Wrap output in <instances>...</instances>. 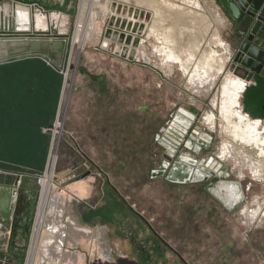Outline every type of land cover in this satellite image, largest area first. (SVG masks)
I'll return each mask as SVG.
<instances>
[{
  "label": "rangeland",
  "instance_id": "obj_1",
  "mask_svg": "<svg viewBox=\"0 0 264 264\" xmlns=\"http://www.w3.org/2000/svg\"><path fill=\"white\" fill-rule=\"evenodd\" d=\"M43 1L24 4L44 8L50 16V28L43 37L48 40L33 39L21 46V53L47 44L46 52L57 65L65 59L66 68L61 72L39 56L0 62V176L47 177L56 159L53 193H64L66 200L61 204L66 216L70 200L83 199L80 212L87 209L91 222L107 227L109 248L120 264H185L183 260L188 264H264V220H258L264 216V182H256L247 170L240 179L232 160L214 161L226 138L221 133L219 105L225 77L232 73L243 78L236 62L241 46L238 32L219 1L196 0L231 52L224 73L209 92L194 91L178 65L170 72L161 68L153 36L147 37L144 47L149 59L135 61L130 35L137 33L133 45L138 46L140 35L146 34L143 21L151 24L153 20V11L138 0H91V15L83 18L82 0H53L46 6ZM92 17L96 29L82 42ZM182 18L190 31L183 42L189 44L196 36L193 23L190 17ZM79 23L85 28L81 26L74 44ZM17 40V46L26 41ZM0 47V60L20 53L8 50L11 46L6 42ZM21 66L28 68L21 71ZM212 109L218 115L217 131L205 123ZM54 125L59 128H51ZM99 168L170 247L125 204ZM224 181L240 187L236 192L237 197L241 192V201L237 198L239 203L232 208L212 194L215 185ZM29 192L34 201L27 214L29 232L15 240L16 246L10 239L4 264H27L31 258L32 224L41 191ZM249 208L260 210L254 220ZM78 210L79 206L77 215ZM7 233L11 236V230ZM75 236L65 246L68 258L58 264H86L85 252L103 255L96 235ZM103 262L99 264H109Z\"/></svg>",
  "mask_w": 264,
  "mask_h": 264
},
{
  "label": "bare ground",
  "instance_id": "obj_2",
  "mask_svg": "<svg viewBox=\"0 0 264 264\" xmlns=\"http://www.w3.org/2000/svg\"><path fill=\"white\" fill-rule=\"evenodd\" d=\"M96 2L95 4L98 3ZM138 2L148 10L153 11V20L151 24L143 21L146 24V34L143 33L144 35H140L141 41L139 45L137 44L138 46L133 45L135 39H138L137 33L130 35L133 37L131 38L132 42L129 48L131 51L134 49L132 51L135 53H133L134 56L136 55L139 60L141 58H145L146 60L149 59L144 47H146L145 42L147 37L153 36L158 43L154 45V50L160 59L159 66L166 70V72L167 70L170 72L174 69V65H178L183 73L189 76L187 79H189V85L194 91L209 92L211 86L216 84L219 76L224 73L226 63L229 60L228 56L231 52L229 46L222 39L219 32H217L216 27L215 29L214 27L213 29L211 28L212 26L207 15L201 12L203 8L200 4L197 3L196 0H186L185 5L191 7L188 8L185 5H176L177 3L170 0H157L156 2L152 0H138ZM91 5V0H82L80 10L81 17L83 15H91V9H89ZM182 15L186 18L190 17V22L193 23L192 27L196 35L195 39L189 44L183 42V37L190 31L189 28L183 25ZM93 17H95L94 14ZM93 17L91 23H88L89 34L87 33L86 35L82 33V42H84L87 37L91 38V35L93 36L92 32L96 29V24L94 23L95 19H93ZM24 18L26 19L24 22L26 26L23 27V30L46 32L50 28V17H47L44 13L37 12L34 15L31 14L30 11L26 12V14L18 11L17 14H15V18H13V22H15L17 26ZM81 26L82 25L79 23L75 39H73L74 44L78 41L80 29L83 27ZM187 30L188 32H186ZM147 31L150 33L147 34ZM145 35L146 37H144ZM189 36L190 35H188V37ZM17 39L20 38L3 41L8 43L11 47H16L18 42ZM66 45L67 42L64 45L63 51H65ZM221 50L224 51L220 53L219 51ZM48 56L53 63H56L53 57L49 54ZM5 60L6 58L1 59L0 62H5ZM246 80L240 76H233L232 73H228L225 77L223 93L221 99H219V105L221 104V133H223L222 136L226 138H224L225 143L223 147L220 148L218 158L224 162L227 160L234 161V165L238 166L237 170L240 179L245 176L247 170L256 182L262 183L264 182V121L262 119L256 120V118L242 111V99L249 83V81L247 80V82ZM216 106L217 102L215 100L214 107L216 108ZM217 120L218 115L214 109L206 114L205 123L208 124L209 127L214 128V126H216L217 128ZM55 128L58 129L59 127L56 125ZM180 129L182 132L184 131V127L181 124ZM214 161L218 162L215 158ZM55 166L56 159L52 161L47 177H41V199L34 225V239L29 251L31 258L28 259L27 264H34V262L38 264L39 260H41L43 264H58L62 261L63 256H68L65 247L66 244L68 245L70 240L75 241V235L80 234L88 237L91 236L92 233H96V237H99L98 239L102 242L101 245L103 244L105 250L108 251V246L105 243L107 236L105 228L94 229L91 225H82L79 223L76 216L74 217L70 214L66 216L64 207L61 204V202L66 200L64 193H53L51 175L54 173ZM216 185H221V193L219 195L212 191L214 197L221 199L226 206L231 208L234 204L237 205L239 203L236 201V199L241 196L240 192V196L237 197L236 187L240 189L238 185L226 181L219 182ZM237 200L241 201L240 198ZM259 206L262 205L260 204ZM259 211L260 210H255L251 213L252 215L250 217L252 220L259 215ZM247 214L250 215L249 212H247Z\"/></svg>",
  "mask_w": 264,
  "mask_h": 264
},
{
  "label": "water",
  "instance_id": "obj_3",
  "mask_svg": "<svg viewBox=\"0 0 264 264\" xmlns=\"http://www.w3.org/2000/svg\"><path fill=\"white\" fill-rule=\"evenodd\" d=\"M218 1L223 10L236 25L241 24L243 19H245L244 28H246L247 31L249 30L247 39L242 43L240 49L238 50L236 62L246 69L249 78L248 80H250L254 74H259L264 77V0ZM7 21H9L10 24L9 27ZM14 23L13 16L10 19H6L4 13H0V35L6 36V38L2 39L8 40L20 38L26 40L24 45L20 44L19 46L16 45V47L8 48V50L15 48V50L20 51V53L6 57V61L17 60V58L19 59L26 56H39L46 62L52 63L58 70L63 72L64 68H66L65 59L60 65L53 63L46 52L47 49L45 48V45H36L35 47H32L33 50L28 48V51L21 53V46L26 47L33 39L48 40L47 38H43V36H46L48 32L23 30L18 27L17 29L14 28ZM67 49L68 41L65 51H67ZM82 70L85 72L87 71L83 68ZM87 74H89L88 71ZM54 127L55 125L51 126V128ZM67 134L71 136L69 133ZM76 146L77 149L81 151L77 144ZM99 171L105 174L107 182L110 184L111 182L108 175L100 168ZM12 178L14 180L12 186L0 185V217L1 220H8L13 218V216H18L21 217L22 222H24L26 219L25 214L29 211V205H34V201L29 190L39 191L41 187L38 183L37 175L22 174L21 176L16 175ZM123 199L126 201L125 198ZM126 203L129 205L127 201ZM129 206L131 209H134L133 206ZM76 218L80 220L82 225H85L80 212Z\"/></svg>",
  "mask_w": 264,
  "mask_h": 264
},
{
  "label": "flooded vegetation",
  "instance_id": "obj_4",
  "mask_svg": "<svg viewBox=\"0 0 264 264\" xmlns=\"http://www.w3.org/2000/svg\"><path fill=\"white\" fill-rule=\"evenodd\" d=\"M41 1H43V0H41ZM53 0H47V1H43V3L45 4L46 3V5H47V3H51ZM42 10L41 11H39L40 13L42 12V13H45V10H44V8H41ZM59 15L58 16H60V17H62L63 15L62 14H60V13H58ZM244 26H245V19H243V21H242V23L241 24H239V25H236L235 24V22L233 21V27L235 28V30H236V32H241V31H243L244 29ZM0 40L2 39V38H4L5 36L4 35H0ZM237 53H238V51H237ZM237 57V56H236ZM139 59H138V57L135 55V61H138ZM146 60V59H145ZM181 122H185L184 121V119H182V120H180ZM182 124V123H181ZM183 125V124H182ZM183 127H184V125H183ZM209 128H211V127H209ZM213 131H217V128H216V126H214V128H211ZM182 132V131H181ZM218 162H220V163H222V161H221V159L220 158H215ZM223 163H224V161H223ZM226 163V162H225ZM103 175H105L104 173H102ZM13 176H15V175H12V177ZM106 177V176H105ZM10 180L8 181V182H6V183H1L0 182V185H4V186H12V184H13V182H14V180H13V178H9ZM114 190H115V192L119 195L120 193H118L119 191L116 189V187H114V185L113 184H109ZM231 185V184H230ZM212 191H214L215 193H217V194H219L220 195V193H221V185H216L213 189H212ZM120 196V195H119ZM121 197V196H120ZM122 198V197H121ZM228 198V197H227ZM123 199V198H122ZM123 201L125 202V204L128 206V207H130L129 205H130V203H129V205L126 203V201L123 199ZM227 201V200H226ZM75 203H77V204H75ZM80 203H78L77 201H75V200H70V205H71V209H70V215H72V216H77L76 215V213H75V208L76 209H78V206H79V210H78V212H80L81 211V206L82 205H79ZM39 205V204H38ZM29 207H30V205H29ZM131 208V207H130ZM84 209V210H83ZM82 210V213H81V215H82V218H83V220L85 221V222H87V223H89V224H86V225H90V224H93V225H91V227H93L94 229H96V228H102L101 227V224H103V223H101V222H98V221H95V222H91L90 220H89V213L90 212H88V210L87 209H85V208H83ZM132 211L134 212V213H136L137 215H139L148 225H149V223L147 222V220H146V218L143 216V215H141L138 211H136L135 209H132ZM29 213V211L25 214V216H26V219H25V221L24 222H22V220H21V217H18V216H16V217H14L13 216V218H10V219H8V220H1V217H0V234H2V238H4L3 240H1L0 239V263H2V264H4V262H2L3 261V259L5 258V254L7 253V248H5V246H3L5 243L7 244V247H9V242H10V239H11V241H12V244L14 245V246H16L15 245V240H17L19 237H21V236H23V237H25L26 235H27V233L29 232V225H28V220L30 221V219L27 217V214ZM37 217V216H36ZM79 221V223H80V220H78ZM96 227H95V226ZM97 226H99V227H97ZM149 227L151 228V226L149 225ZM104 228V227H103ZM106 229V232L108 231V229H107V227L105 228ZM152 229V228H151ZM8 230H11V236L9 235V233H7V231ZM153 230V229H152ZM7 233V234H3V233ZM153 232L155 233V231L153 230ZM158 237H159V235L157 234V233H155ZM93 235H96V233L94 234V233H92L91 234V236H93ZM99 236V235H98ZM108 236H109V232H107V236H106V239H105V243H106V245L108 246V251H106L105 250V248H104V245L102 246V253H103V255L100 253L99 254V252L97 251V252H93V255H96L95 257H93L92 256V254L91 253H89V252H85V255H84V257H85V263L86 264H99V262L101 261V262H103L104 260L105 261H107V263H109V264H120V259H117L116 258V255L117 254H115L114 253V251H113V248H109V247H111V245H110V242H109V240H108ZM88 237H90V236H88ZM5 238H7V240H5ZM99 237H97V239H98ZM160 238V237H159ZM161 239V238H160ZM100 239H98V241H99ZM161 240H163V239H161ZM70 241H73V240H70ZM164 241V240H163ZM164 243L167 245V246H169L170 247V245L166 242V241H164ZM110 245V246H109ZM76 249V248H75ZM65 254V253H64ZM69 256V255H68ZM68 256H66V257H64L63 256V258L62 259H67L68 258ZM104 256V257H103ZM108 257V258H107ZM110 257V258H109ZM183 260V259H182ZM105 261L103 262V263H105ZM184 261V263L185 264H188L185 260H183Z\"/></svg>",
  "mask_w": 264,
  "mask_h": 264
},
{
  "label": "crops",
  "instance_id": "obj_5",
  "mask_svg": "<svg viewBox=\"0 0 264 264\" xmlns=\"http://www.w3.org/2000/svg\"><path fill=\"white\" fill-rule=\"evenodd\" d=\"M33 1H35V0H33ZM36 1L40 2L41 0H36ZM24 3H28V0H6V1H2V2H0V13L3 12L5 15V18L10 19L12 16H13V18H15V14H17L18 11H21L24 14H26V12L30 11V13L34 14V15L37 12L41 11L39 9L38 10H33V9L30 10L29 5H26ZM49 4L51 5V4H53V2L47 3V5H49ZM44 6H46V3ZM48 17H50V16H48ZM25 21H26L25 18L23 21H21V23H20L21 29H23V27L26 26V23H24ZM7 23H8V27H9V25H10L9 21H7ZM17 27H19V26L18 25L16 26L14 23V28H17ZM243 29H244L243 31L238 32V37H239L241 45L247 39V36L249 34V30L247 31L246 28H243ZM4 38H6V36ZM3 40L4 39L0 40L1 41L0 45L5 43ZM8 41H9V39H8ZM240 47L238 48V50L240 49ZM0 49H2V48L0 47ZM239 66L241 68V71H242L241 73H242L243 78L248 80L249 78H248V74L246 72V69L241 65H239ZM248 81H249L248 88H247V90L244 94V97L242 99V101H243L242 111L249 114L251 117L256 118V120L262 119L264 121V77L260 76L259 74H254L253 77L250 78V80H248ZM245 109H248V112ZM9 178H12V176ZM9 178H7V177L3 178L0 176V182L6 183L10 180ZM82 183H80V184H82ZM87 195H88V193H86L85 196H87ZM72 199L77 201L78 203H80L81 200H83V199L78 198V197H75ZM70 209H71V207H70ZM84 223L89 224L85 221H84ZM3 234H7V233L4 232ZM0 239L1 240L4 239V238H2V234H0ZM5 240H7V238H5ZM3 246H5V248H7V244L3 245ZM75 248L78 249V247H72L71 249H75ZM7 250H8V248H7ZM78 251H81V250H78ZM75 263H77V262H75Z\"/></svg>",
  "mask_w": 264,
  "mask_h": 264
},
{
  "label": "built area",
  "instance_id": "obj_6",
  "mask_svg": "<svg viewBox=\"0 0 264 264\" xmlns=\"http://www.w3.org/2000/svg\"><path fill=\"white\" fill-rule=\"evenodd\" d=\"M30 7V10H38L36 7H35V5H30L29 6ZM264 130V129H263ZM37 177H38V183H39V185H40V187H41V177H43L42 175L41 176H38L37 175ZM253 179V178H252ZM254 180V179H253ZM40 191H41V189H40ZM249 207V206H248ZM250 209V208H249ZM256 209H254V211H255ZM254 211H252L251 209L249 210V212L250 213H253ZM35 217H36V215H35ZM260 219H262V220H264V216H261V217H259L258 218V220H260ZM34 225H35V218H34V222H33V224H32V226H33V228H34Z\"/></svg>",
  "mask_w": 264,
  "mask_h": 264
},
{
  "label": "trees",
  "instance_id": "obj_7",
  "mask_svg": "<svg viewBox=\"0 0 264 264\" xmlns=\"http://www.w3.org/2000/svg\"><path fill=\"white\" fill-rule=\"evenodd\" d=\"M41 64H42V62H41ZM44 65H46V63H44ZM33 66H34V65H33ZM36 66H38V64H36ZM27 68H28L27 66H21V71H22V70H25V69H27ZM48 70H51V69L48 68ZM10 72H12V70L9 71V73H10ZM26 85H27V84H26Z\"/></svg>",
  "mask_w": 264,
  "mask_h": 264
}]
</instances>
